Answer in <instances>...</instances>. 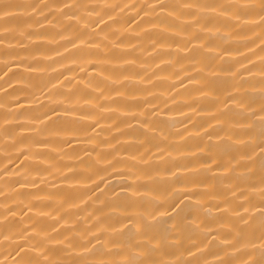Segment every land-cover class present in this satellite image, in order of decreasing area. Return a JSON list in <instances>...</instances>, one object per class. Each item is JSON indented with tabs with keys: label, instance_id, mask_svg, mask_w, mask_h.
Returning <instances> with one entry per match:
<instances>
[{
	"label": "bare ground",
	"instance_id": "1",
	"mask_svg": "<svg viewBox=\"0 0 264 264\" xmlns=\"http://www.w3.org/2000/svg\"><path fill=\"white\" fill-rule=\"evenodd\" d=\"M0 264H264V0H0Z\"/></svg>",
	"mask_w": 264,
	"mask_h": 264
}]
</instances>
